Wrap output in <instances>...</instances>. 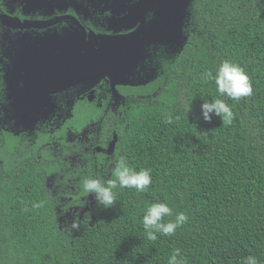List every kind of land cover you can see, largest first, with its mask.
Segmentation results:
<instances>
[{
    "label": "trees",
    "instance_id": "1",
    "mask_svg": "<svg viewBox=\"0 0 264 264\" xmlns=\"http://www.w3.org/2000/svg\"><path fill=\"white\" fill-rule=\"evenodd\" d=\"M179 28L176 41L149 50L119 91L120 115L105 117L93 142L117 138L111 169L97 179H115L124 158L151 170L146 191L117 187L107 208L91 194L89 212L73 220L79 227H63L46 184L62 165L44 146L47 135L20 144L0 134V264H167L175 249L185 264H244L249 255L264 264V0H187ZM224 60L246 72L251 96H221L203 78ZM215 99L231 107L230 125L203 120L201 104ZM96 109L87 116L96 120ZM156 202L173 211L165 222L178 212L188 222L152 242L141 217Z\"/></svg>",
    "mask_w": 264,
    "mask_h": 264
},
{
    "label": "flooded vegetation",
    "instance_id": "2",
    "mask_svg": "<svg viewBox=\"0 0 264 264\" xmlns=\"http://www.w3.org/2000/svg\"><path fill=\"white\" fill-rule=\"evenodd\" d=\"M141 2L0 0V134L20 144L46 134L44 146L62 165L47 180L67 185L74 169L79 196L82 180L111 169L116 135L94 143L104 118L120 115V89L151 48L180 33L187 0ZM90 109L99 110L96 120Z\"/></svg>",
    "mask_w": 264,
    "mask_h": 264
},
{
    "label": "clouds",
    "instance_id": "3",
    "mask_svg": "<svg viewBox=\"0 0 264 264\" xmlns=\"http://www.w3.org/2000/svg\"><path fill=\"white\" fill-rule=\"evenodd\" d=\"M202 76L206 80L215 82L217 92L221 96L239 101L243 97L252 95L253 89L250 79L238 64L224 60L219 63L215 74L206 70ZM200 107L202 118L206 122H211L213 115L219 117L224 125H230L233 121V111L222 99L204 100ZM189 110L190 105L188 106ZM113 175L115 179L107 181L106 184L97 178L88 177L83 180L84 192L94 195L96 201L105 208L112 206L115 202L113 189L117 187L134 188L138 192H144L152 184L150 169L136 170L124 158L116 163ZM40 206L39 203L33 205V207ZM171 216H173V211L166 203L156 202L147 205L141 217L146 238L154 242L158 239L157 234L175 235L176 230L188 222V216L184 212L176 213L174 220L164 221V217ZM70 227L76 229L79 225L73 222ZM167 264H185L179 249H175L171 253L167 259ZM244 264H259V262L256 257L249 255L245 258Z\"/></svg>",
    "mask_w": 264,
    "mask_h": 264
},
{
    "label": "rangeland",
    "instance_id": "4",
    "mask_svg": "<svg viewBox=\"0 0 264 264\" xmlns=\"http://www.w3.org/2000/svg\"><path fill=\"white\" fill-rule=\"evenodd\" d=\"M90 132L92 131H89V133ZM75 140V142L81 144V142L85 141V138L82 136ZM76 160L71 159L70 161L74 163V161ZM67 171H70V168H68ZM73 172L74 169L70 172V175L67 179L70 180V182L66 183L71 189L67 185H62L60 179H58L54 183L51 178H49L46 183L47 188H49L52 195L55 196L58 200V206L56 211L59 214L60 225L68 228L72 224L73 220L79 219L82 214L89 212L93 202L91 196L85 197L83 199L79 198L80 196L77 194V192L79 191V185L77 183L78 180L76 179L77 174H73ZM63 192H72V199L64 198L65 193Z\"/></svg>",
    "mask_w": 264,
    "mask_h": 264
},
{
    "label": "water",
    "instance_id": "5",
    "mask_svg": "<svg viewBox=\"0 0 264 264\" xmlns=\"http://www.w3.org/2000/svg\"><path fill=\"white\" fill-rule=\"evenodd\" d=\"M145 1H146V0H142V2H141V3L143 4V2L145 3Z\"/></svg>",
    "mask_w": 264,
    "mask_h": 264
}]
</instances>
